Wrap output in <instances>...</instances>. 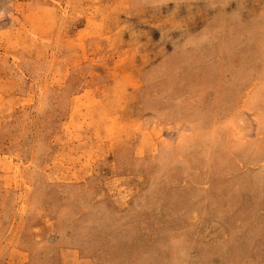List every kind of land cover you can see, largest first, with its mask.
I'll return each instance as SVG.
<instances>
[{"label": "rangeland", "instance_id": "374dc122", "mask_svg": "<svg viewBox=\"0 0 264 264\" xmlns=\"http://www.w3.org/2000/svg\"><path fill=\"white\" fill-rule=\"evenodd\" d=\"M0 264H264V0H0Z\"/></svg>", "mask_w": 264, "mask_h": 264}]
</instances>
